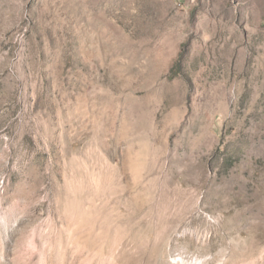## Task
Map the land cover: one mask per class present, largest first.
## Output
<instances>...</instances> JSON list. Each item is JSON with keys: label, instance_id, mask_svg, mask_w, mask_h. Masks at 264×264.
Here are the masks:
<instances>
[{"label": "rangeland", "instance_id": "374dc122", "mask_svg": "<svg viewBox=\"0 0 264 264\" xmlns=\"http://www.w3.org/2000/svg\"><path fill=\"white\" fill-rule=\"evenodd\" d=\"M182 255L264 264V0H0V264Z\"/></svg>", "mask_w": 264, "mask_h": 264}, {"label": "bare ground", "instance_id": "6f19581e", "mask_svg": "<svg viewBox=\"0 0 264 264\" xmlns=\"http://www.w3.org/2000/svg\"><path fill=\"white\" fill-rule=\"evenodd\" d=\"M80 199V198H79ZM116 208V207H115ZM78 260V259H77ZM216 260V258H212V259H187L185 258L183 255L179 256L177 258L174 259V263L175 264H212L214 263ZM72 262V261H71ZM76 263V262H75ZM229 264V263H228ZM231 264V263H230Z\"/></svg>", "mask_w": 264, "mask_h": 264}]
</instances>
